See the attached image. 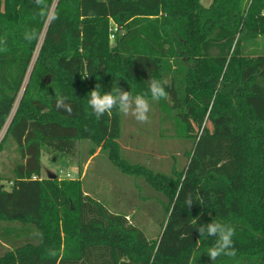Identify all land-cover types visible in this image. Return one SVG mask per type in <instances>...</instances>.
I'll return each instance as SVG.
<instances>
[{
	"label": "trees",
	"instance_id": "16d2710c",
	"mask_svg": "<svg viewBox=\"0 0 264 264\" xmlns=\"http://www.w3.org/2000/svg\"><path fill=\"white\" fill-rule=\"evenodd\" d=\"M47 2L58 18L45 22L33 0H0L8 48L0 53V151L12 139L22 158L10 189L0 183V222L36 234L0 264H264V54L244 52L248 39L264 36V0ZM29 29L39 34L31 43ZM150 78L168 81L172 105L159 103L175 111V136L193 138L175 180L123 159L121 114L98 119L88 105L97 83L110 91L113 81L151 98ZM56 91L71 114L55 107ZM80 140L93 144L90 156L106 149L121 171L168 197L157 239L85 195L79 178L31 179L42 172V152L71 155ZM212 219L234 227V258L207 255L215 238L196 229Z\"/></svg>",
	"mask_w": 264,
	"mask_h": 264
},
{
	"label": "rangeland",
	"instance_id": "374dc122",
	"mask_svg": "<svg viewBox=\"0 0 264 264\" xmlns=\"http://www.w3.org/2000/svg\"><path fill=\"white\" fill-rule=\"evenodd\" d=\"M201 2L208 5L209 0ZM244 52L248 55L264 54V36L248 39L244 43ZM147 99L150 104L148 123H139L131 115L121 114V132L116 139L119 154L130 164L143 166L153 173H162L175 180L188 163L193 138L175 136L172 122L175 111L166 112L159 100ZM165 100L169 106L172 105L168 97ZM14 111L15 108L12 114ZM205 121L206 118L203 126ZM5 130L6 128L1 132L0 140ZM92 148L94 146L90 141L80 140L71 155L56 159L51 154L42 152V172L39 176L43 178L51 171L60 179L79 178L85 195L101 201L113 212L126 215L129 222L143 230L147 239H157L166 221L168 197L152 187L143 176L121 171L111 162L106 149L90 159ZM96 150L99 148H95ZM19 162H22V158L17 145L12 139H8L0 151V183L3 189H10L15 176L14 167ZM0 230L6 232L0 236V256L12 246L33 241L36 237L33 229H26L17 221L0 222Z\"/></svg>",
	"mask_w": 264,
	"mask_h": 264
},
{
	"label": "clouds",
	"instance_id": "9594fccd",
	"mask_svg": "<svg viewBox=\"0 0 264 264\" xmlns=\"http://www.w3.org/2000/svg\"><path fill=\"white\" fill-rule=\"evenodd\" d=\"M34 5L38 9V16L45 22L57 19V15L48 4L47 0H33ZM38 31L36 29H29L24 33V40L31 43L38 38ZM7 36L0 37V53H6ZM168 81H161L155 78L148 80V92L151 94V99L158 101L166 99L168 93L166 86ZM88 105L92 113L99 119L105 114H111L113 109H117L120 114L125 116L131 115L139 123L149 122L150 104L145 94L133 95L131 91H126L113 81L110 91H102L101 84L97 83L94 88L88 93ZM55 107L57 110L72 113V107L67 102V97L62 95L59 91L55 94ZM87 131V129H85ZM180 189L177 190V197ZM188 207L193 204L191 194H188L185 199ZM200 236H210L215 238V243L206 251L211 261H215L218 257H235L236 249L233 245V236L235 229L227 223H222L216 220L206 224H201L197 229ZM49 255L55 256L54 249L49 250Z\"/></svg>",
	"mask_w": 264,
	"mask_h": 264
},
{
	"label": "water",
	"instance_id": "95a60500",
	"mask_svg": "<svg viewBox=\"0 0 264 264\" xmlns=\"http://www.w3.org/2000/svg\"><path fill=\"white\" fill-rule=\"evenodd\" d=\"M44 81H45V82H49V75H46V76H45ZM47 175H48V177L56 178V174L53 173V172H51V171H48V172H47Z\"/></svg>",
	"mask_w": 264,
	"mask_h": 264
},
{
	"label": "crops",
	"instance_id": "0c3cea01",
	"mask_svg": "<svg viewBox=\"0 0 264 264\" xmlns=\"http://www.w3.org/2000/svg\"><path fill=\"white\" fill-rule=\"evenodd\" d=\"M211 1H212V0H209L208 5L211 3ZM200 2H201V0H200ZM201 4H202L203 6H208V5H204L202 2H201ZM99 152H100L99 150H96V151L94 152V154H92V155L90 156V159L96 157V156L99 154ZM89 162H90V160H89Z\"/></svg>",
	"mask_w": 264,
	"mask_h": 264
},
{
	"label": "built area",
	"instance_id": "2783aa9c",
	"mask_svg": "<svg viewBox=\"0 0 264 264\" xmlns=\"http://www.w3.org/2000/svg\"><path fill=\"white\" fill-rule=\"evenodd\" d=\"M263 13H264V11H263ZM113 30H116V27H113ZM67 176H68V174H67ZM31 179H41V177L40 176H37V175H33L31 177Z\"/></svg>",
	"mask_w": 264,
	"mask_h": 264
}]
</instances>
